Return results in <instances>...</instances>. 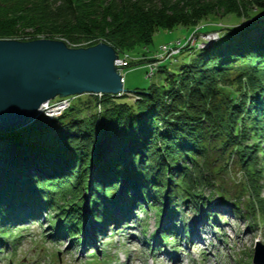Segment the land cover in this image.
<instances>
[{
	"label": "trees",
	"instance_id": "trees-1",
	"mask_svg": "<svg viewBox=\"0 0 264 264\" xmlns=\"http://www.w3.org/2000/svg\"><path fill=\"white\" fill-rule=\"evenodd\" d=\"M59 1L52 9L56 0H0V40L56 34L43 30L59 10L73 17L62 27L70 44L102 40L126 53L150 45L156 30L188 25L214 5L197 0ZM239 2L232 0L236 7ZM255 3L264 11V3ZM19 24L36 29L23 33ZM261 28L263 21L255 20L230 30L227 39L198 50L179 79L130 92L140 97L135 104L123 100L128 98L124 94L102 95L98 116L80 118L81 110L72 106L54 120L37 116L17 130L0 132V253L15 241V227L42 214L54 215L53 239L75 240L87 208L98 224L116 223L114 212L121 206L119 223L130 210L153 208L160 221L164 217L160 238L165 239L174 232L171 217L183 205L192 203L196 213L205 211L206 221L216 222L205 210L204 190L223 203L231 198L236 213L249 194L247 212L264 221V33L250 32ZM230 160L245 179L236 191L223 177Z\"/></svg>",
	"mask_w": 264,
	"mask_h": 264
},
{
	"label": "rangeland",
	"instance_id": "rangeland-1",
	"mask_svg": "<svg viewBox=\"0 0 264 264\" xmlns=\"http://www.w3.org/2000/svg\"><path fill=\"white\" fill-rule=\"evenodd\" d=\"M56 1L57 3L50 6L52 9L61 5L59 0ZM197 1L214 5L209 12L200 13L197 18L191 19L188 25H178L172 30H156L152 35V43L147 47L142 46L126 53H120L113 48L118 57L127 56L130 61L127 68L118 71L121 72L119 74L122 77L125 93L145 90L151 85L161 87L168 78L179 79L183 67L189 64L198 50L213 42L227 39L231 36L228 34L230 30L239 29L244 24L247 26L249 22L255 20L264 23V11L258 10L256 0H240L238 4L241 7L233 5L232 0ZM257 1L264 3V0ZM57 11L58 13L55 11L56 16L48 19L52 25H48V30H43V32L55 31L56 34H40L37 39L63 41L70 48L94 46L91 40L78 45L70 44L62 35L64 29L62 27L73 17L68 13L65 14V11ZM63 13L64 15H61ZM35 29L34 24L27 26L19 24L18 27L20 32L28 34ZM257 29H252L250 32L264 33V28ZM208 38L215 40L209 41ZM12 40L30 41L23 37ZM99 42L105 43L102 40ZM164 46L179 49L178 55L171 59H162ZM182 46L185 48L181 49ZM150 64L155 65L152 76L148 74L147 65ZM90 95L93 94L50 100L58 102L66 99L69 102L63 105L60 113L52 115L43 111L37 116L54 120L72 106L81 110L78 116L80 118L89 119L93 115L98 116L103 111L99 102L102 97H97V94ZM92 98H96V101ZM123 100L130 104L138 101L130 96ZM88 101L89 104H85ZM220 164L218 160L217 165ZM228 167V174L223 175L225 185L231 191H236L239 189L237 187L245 182L244 175L235 161H228ZM203 192L204 202L209 201L205 210L214 215L212 217L216 219V222L212 221L213 218L206 221L203 218L205 211L200 214L196 213L195 205L192 203L188 207L182 204L183 206L177 211V217H171L175 221L174 232L165 239L160 238V227L165 223L164 217L162 216L160 221L153 208H148L146 212L130 210L127 219L111 224L109 222L96 223L87 208L82 211V231L75 240L62 235L53 240L50 235L54 234L51 228L54 222L50 225V218L54 215L42 214L35 221L28 220L23 225L15 227L12 232L15 241L0 253V264H174V260L177 259H180V263L177 264H253L254 244L259 241L264 245V221L257 213L255 217H252L247 212L249 194H245L239 206L240 212L236 213L232 210L231 198L223 203L217 195L211 196L208 190ZM130 193L135 195L134 191ZM261 196L264 198V188ZM115 210V216L123 212L122 206ZM174 223L171 222L170 225ZM197 234L202 239V243L193 240ZM262 259L264 260V257Z\"/></svg>",
	"mask_w": 264,
	"mask_h": 264
},
{
	"label": "water",
	"instance_id": "water-1",
	"mask_svg": "<svg viewBox=\"0 0 264 264\" xmlns=\"http://www.w3.org/2000/svg\"><path fill=\"white\" fill-rule=\"evenodd\" d=\"M117 58L105 43L70 48L59 40H0V132L25 126L55 98L120 96L125 91ZM263 257L264 245L257 241L252 263L264 264Z\"/></svg>",
	"mask_w": 264,
	"mask_h": 264
},
{
	"label": "built area",
	"instance_id": "built-area-1",
	"mask_svg": "<svg viewBox=\"0 0 264 264\" xmlns=\"http://www.w3.org/2000/svg\"><path fill=\"white\" fill-rule=\"evenodd\" d=\"M216 38H217V36H216ZM208 39H209V41L215 40V39H212V38H208ZM184 46H182L181 49L182 48H185ZM162 51H163V54H164V56L163 55L161 56L162 59H166V58L171 59V58L175 57L176 55H178L179 49H176V48H168V47L164 46L163 49H162ZM129 65H130V61H129V58L127 56H123L121 58L118 57L117 60L115 61V66L118 69L121 68L118 71H121L122 69L127 68ZM154 66H155L154 64L147 65L148 71H149L148 74L150 76L153 75ZM119 73L121 74V72H119ZM122 94H124V95H126L128 97L129 96L130 97H133L134 99L136 98L137 100L139 99V97H137L136 95H133L132 93H122ZM96 96H98L100 98L102 96V94H97ZM55 100H57V99L55 98ZM68 102H69V100H66V99H61L58 102L57 101L56 102L48 101L47 103H45L42 106V109H40L39 114L41 112H43V111L49 112L52 115L53 114H56V113H60V111L63 110V107H64L63 105L65 103H68Z\"/></svg>",
	"mask_w": 264,
	"mask_h": 264
},
{
	"label": "bare ground",
	"instance_id": "bare-ground-1",
	"mask_svg": "<svg viewBox=\"0 0 264 264\" xmlns=\"http://www.w3.org/2000/svg\"><path fill=\"white\" fill-rule=\"evenodd\" d=\"M85 230V229H84ZM194 241H196L197 243H202V239L200 238V236L197 234L194 236ZM180 263V259L174 260V264Z\"/></svg>",
	"mask_w": 264,
	"mask_h": 264
}]
</instances>
